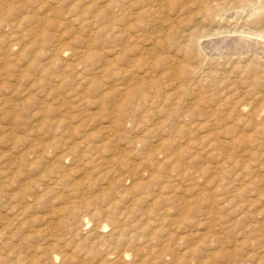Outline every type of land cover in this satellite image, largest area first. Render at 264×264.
Returning a JSON list of instances; mask_svg holds the SVG:
<instances>
[{
    "label": "bare ground",
    "instance_id": "1",
    "mask_svg": "<svg viewBox=\"0 0 264 264\" xmlns=\"http://www.w3.org/2000/svg\"><path fill=\"white\" fill-rule=\"evenodd\" d=\"M49 1L50 0H17V1L16 0H0V55L2 56V57H0L1 58L0 60H2V59L4 60L7 57H9V55L17 53L18 56H15L16 58L17 57L18 58L26 57L25 58V60L27 59L26 63H29L30 66L31 65L39 66V68L37 70H39L40 75L39 74L38 75L40 77L42 75L44 77L45 74L49 75V73L53 72V71H51L52 70L51 68L53 66L57 65L61 61V59L63 58L62 55L64 53V50H63V47L61 45H63L64 43L63 44L61 43V45H59V44L53 45L51 48H50V46H48V48H49L48 50H46L47 49L46 47L42 48L43 43H41L40 36L44 32L42 27L44 26V23L47 21L44 18H43L44 19L43 20L37 16V14L41 10H43L44 8L46 9V5H48ZM73 1H71V2H73ZM51 2H53V1H51ZM65 2L69 3L66 0L63 3L65 4ZM81 2L82 3H80V5L83 4V0ZM89 2L91 4L92 1L89 0ZM63 3H61V4L64 5ZM103 3L105 4L106 2H103ZM74 4H75V2L73 3V5ZM93 4H95V3H93ZM93 4H92V6H93ZM86 5H87V3H86ZM86 5H83L82 7L84 8V6H86ZM133 6L137 9L136 13H133V15H138V17H142V19H141V21L137 20V19L136 20L133 19L135 21L128 23V21H126L127 20L126 18L133 17V16H131V14L127 13V11L129 9L131 10ZM51 7H52V5H51ZM70 7L71 6L69 5V8ZM55 9L52 10L49 7V11H51L50 16L52 15V12L55 11ZM61 9H63V7ZM72 9L74 10V8H72ZM72 9L69 11L66 8V10L68 12H71ZM79 10H82V9L79 8ZM58 11H61V10L58 9ZM123 11H124V13H122ZM79 12L82 13V11H79ZM130 12H132V11H130ZM40 13H43V12H40ZM57 13H59V12H57ZM66 13H65V15H67ZM95 13H96L97 18L100 20H104L106 18H109V24L108 25L106 24L104 26V28H103L104 31H102V33L109 31L108 33L111 35V38H114V39H117V36H119L117 33L115 34V31H114L116 29L115 24L118 23L117 20H119V22H121V20L124 21L123 27L118 28V24L116 27L118 29H121V32L118 31L120 33V35H121V33L123 35V33L125 32L127 34V36L121 35L122 38H120V36H119V38L123 40V43L122 44L120 43L121 46H119V47L117 46V48L113 49V50H119L123 54L124 51H126L129 48V46H131L129 41L133 37L137 36V38H135V40H137V42H138L141 39L142 43L140 41L139 42L141 44H143L142 48L140 47L141 48L140 51H142V49L147 51V53H148V51L152 52V51L159 50V49L164 51V56L158 57L157 60L153 61L152 59H150V57L147 54L146 55L149 58L144 59L145 60L144 68H146V66H149L150 67L149 69L159 68L162 70L158 74V76L156 75L157 79H156V81H154L153 85H148V84L143 82L144 77L148 73V72L146 73L147 69H146V71L143 70V68H142V70H141V68L139 69L140 66L136 63L138 61L136 60V62H133L135 60L134 59L133 61L130 60L131 62H129L126 65V67H124L122 70H121V68L118 69L119 68V66H118V68L114 67V68H117L116 70H113L110 72H105L106 74L109 73L110 77L109 78L107 77L108 79L113 78L112 84H114L113 87L116 88L115 89V91H116L115 98L116 97L117 98L113 99L114 94H113L112 98L109 97L108 94H106L108 97L105 96V98H102L99 96L100 101H101L99 103L106 104V105L109 104V107L112 110V112H114L115 117L119 116L121 114H130V115L132 114L133 116H135L134 114H136V112L148 113L145 110L146 108H144V107L149 106L150 104H152V105L156 104V107H157L156 110H153V111L150 110L149 108L151 106L148 108L150 110V112L154 113V114L164 113L163 115L166 117V119L169 122V125H167L168 124L167 120L166 121L165 120L163 121L162 119L157 120V121L155 120L156 122L154 121L155 123L154 124L152 123L153 126L150 124L153 128H150V127L146 128V125H145V127L143 126L144 128H142L143 130L141 132H139L140 136H137V137L135 136L134 138H131L129 136L127 143L129 145H131L132 147L137 148L136 152H138L139 154H140L142 149H145L142 147L146 146L150 141H153V144L151 145L149 152L147 153L146 156L142 157V159H143V161L148 162L149 166H151V165L156 166V170L154 169L155 172H152L149 175L150 179H148L146 182L134 183V186L131 188V189H133V191L136 189V187H140V189L144 188V190H145V188H147L149 190L148 187L150 185V182H152L153 180H156V181H158L159 179L162 180L161 178L164 177V176H161V175H163V172H162V174H159L158 169H159V165L161 163L163 164L164 161L172 163V165H170V167L171 166L176 167V165L179 166V163L182 164V162H180L181 161L180 159H181V155L184 153V151L182 154H180L179 152H176V151L175 152L171 151V150L168 151L169 149H171V147L168 145V144H170L169 140H167L168 142H165L160 138L159 139H156V138L153 139V135H152L153 131L155 133H160V132L163 133L164 129L166 127H168V128H170L169 131L173 134H176V135L177 134H183V133L186 135L190 134V135H188V138L192 134L191 131L196 130V133L198 131H201V130L207 131L208 134H210V135L212 134V136L214 135V138L209 140L205 144H203V143L199 144L200 148H196L197 152H201V150H203L202 152L205 151V153H204L205 155L202 157L207 158V157H209V154L212 153V151L217 152L216 150H218L220 148L221 151H220V153H218L220 156L218 154L214 153V155H215L214 157H218V159L220 158V162L222 161V164H226V165L229 164V162L231 161V158H230L231 154H230V151L228 152L225 150H228L229 148L231 150H233V148L241 147L243 149V155L248 153L251 156L252 153L250 154V151H251L250 149H252V148L250 147V145L253 144L254 141H258L260 139L261 140L263 139L262 141H258L260 143V144L259 143L258 144L261 146L264 145V41L258 40V39H264V0H107V4L104 7H102L100 10L96 11ZM47 14H48V12H47ZM54 14H56V13H54ZM84 14H85V12H84ZM127 15H128V17H127ZM73 16H75V14ZM83 17H84V15H83ZM60 18H62V17L59 16L58 19H60ZM133 18H135V17H133ZM72 19H75V18H72ZM80 19H83V18H79L77 20H80ZM49 20L50 19H48V22H49ZM87 20L89 21V19H86V21ZM52 21H51V23H52ZM84 21H85V19H84ZM157 21H161L163 24H164V22H166L165 23V24H167L166 27H169V28L174 30L172 36L174 35L173 38H174V40L176 39L175 45L173 44L174 40L172 42L169 40L170 37L168 38L169 41L167 39H165L166 35L164 36L165 40H162V41H159L160 40L159 37H156V36H154V37H156V39H153V41H151L150 39H152L153 36L148 33L149 30H148V32H145V33H148V35L146 34L147 36L142 35L141 31H145V30H142L144 27H147L148 29L152 28V31H155L154 34L158 33L160 29L163 31L162 28H158V27H160V24L155 25ZM48 22L46 23V26L51 25ZM58 22H61V21H58ZM78 22H77V24H78ZM91 22L93 23V20ZM142 22H144L145 26L142 24ZM21 23H24V25H27L29 27V29H27L25 31H30L31 33H33V35L36 36V38H38V40L36 39V44L35 43H29V44L33 45L32 46L33 49L26 47L27 45L26 46L22 45V43L20 42V40H22L21 38H19L20 40L17 43H15V42H10V43L4 42V38H5V36H7V35L4 36L2 34L4 32V30L9 29V31H11V32L13 30V33H15V31H18ZM81 23L83 24V22H81ZM90 23H89L88 27H90V26L93 27L94 25H96L95 21L91 25H90ZM56 24H55V26H56ZM135 24L136 25L142 24L143 28L137 29ZM181 24L188 25V26L181 29ZM53 25H54V22L52 23V26ZM64 25H65V22H64ZM75 25H76V23H75ZM68 26H70V25H68ZM59 27L63 28L64 26L61 27L59 25ZM48 28H50V27L48 26ZM60 28H57V29L60 30ZM126 28H127V30H126ZM147 28H144V29H147ZM164 28H165V25H164ZM85 30H87V29L85 28ZM133 31H134L135 36H131V35H133L132 34ZM47 32L45 33L46 35L48 33H50V31L48 33ZM84 32H86V31H84ZM7 33H8V31H7ZM27 33H29V32H27ZM55 33H56V31L54 33H51V34L53 35ZM63 33H65V32H63ZM83 33L81 32V34H83ZM168 33H170V32L168 31ZM78 34H80V33H78ZM92 34H94V33H92ZM95 34H98V33H95ZM99 34L101 35L100 31H99ZM158 34H157V36H160ZM22 35H24V34H22ZM50 35H48V36H50ZM105 35L106 34H104L103 36H105ZM16 36H15V38H16ZM58 36H59V34L57 35V37ZM66 36H64V38ZM70 36H71V34H70ZM9 37H11V36H9ZM77 37L75 36V38H77ZM94 37L95 36H93V38ZM141 37H143V38H141ZM200 37H202L204 39V40L200 41V43L202 45V49L199 46V38ZM7 38H8V36H7ZM13 38H11V39H13ZM100 38H102V37H100ZM160 38H162V37L160 36ZM166 38H167V36H166ZM41 39L43 40V36L41 37ZM79 39H81V38L79 37ZM98 39H99V37H98ZM59 40H60V38H59ZM70 40H71V38H70ZM70 40H69V44L72 42V41L70 42ZM78 40H74V41H78ZM85 40H86V38H85ZM117 40H116V42H117ZM122 40H120V41H122ZM6 41H7V39H6ZM51 41L49 40V42H51ZM81 41H79V44H81ZM32 42H33V39H32ZM87 42H88V40H87ZM92 42H93V40L91 37L89 44ZM23 43H25V41ZM77 43L78 42H76V45H77ZM94 43L95 42H93V44ZM96 43H98V42H96ZM48 44L50 45V43H48ZM71 44H73V43H71ZM74 44H75V42H74ZM141 44H139V45H141ZM82 45H85V44H82ZM112 45H114V44H112ZM67 46H68V44H67ZM67 46H64V49ZM93 46L91 45L90 47H93ZM173 46H174V50L169 51V49L173 48ZM77 47H79V45H77ZM214 48L215 49L217 48V51L211 53L210 51H212ZM113 50L111 49V51H113ZM144 50H143V53H145ZM87 51H88V53H87ZM172 51H175V52H172ZM90 52L91 51L89 49L87 50V48H85V49L82 48V50H79V52L78 51L76 52L75 61L73 63H70L71 61H69V63L67 62L68 64L66 63L65 65H67V66H65V67H70V68L73 67L72 70L75 69V71L73 73L77 72L76 66L78 64H85V62L88 59H94V57H95L94 54L93 53L91 54ZM92 52H94V51L92 50ZM114 52H111V53H114ZM128 52H131V51L129 50ZM171 52L173 54H170ZM94 53H96V52H94ZM154 53H156V52H154ZM177 53H179V54L181 53V56H182V58L180 57L181 59L177 58V57H179ZM41 54H42V56H45V58H44L45 62H43L42 64H40L39 60H38V57L41 60L40 56H38ZM142 54L140 52L141 56H142ZM152 54L153 53H151V55ZM176 54H177V57H176ZM73 55H72V57H73ZM119 55H121V54H119ZM160 55H162V54L160 53ZM35 57H37V58H35ZM128 57H126V61H124V62H127V60H129ZM136 57H138V56H136ZM68 58H65V59H68ZM96 58L97 57H95V59ZM11 59H13V58H11ZM62 60H64V59H62ZM10 61H8V62H10ZM92 61H94V60H92ZM12 62H14V61H12ZM19 62L20 61H18V64H19ZM124 62H122V64ZM2 63L3 62H1V64ZM4 63L7 64V62H4ZM141 63L139 62V64L142 66L143 62H141ZM29 64H27V65H29ZM90 64L91 63H89V65ZM112 64L114 65V63H112ZM112 64L111 63L109 64V65H111L110 67H113ZM91 65H92L91 67H93V64H91ZM115 65H117V64H115ZM13 66H17V65H14V63H13ZM35 66H34V68H36ZM61 66L62 65H59V67H61ZM78 66H80V65H78ZM82 66L85 67V65H82ZM102 66L105 67L104 65H102ZM23 67L25 68V66H23ZM87 67H88V65H87ZM15 69L16 68H14L13 71ZM25 69H27V68H25ZM30 69H31V67H30ZM62 69H65V68H62ZM84 69H86V68H84ZM96 69H98V68H96ZM101 69L103 70V68H99L98 72L100 71L99 73H104ZM159 69H157V70H159ZM6 70H7V68H6ZM6 70H4V72ZM109 70L110 69H108V71ZM139 70H141V72ZM82 71H83V69H82ZM86 71L88 72V68H87V70H85V72ZM105 71H106V69H105ZM10 72H5V73H10ZM62 72H64V71H62ZM85 72H84V74H85ZM149 72H150V70H149ZM118 74H120L121 77L123 75V77H126V79H127V80L125 79L126 80L125 81V80H123L124 79L123 77L120 78L124 81L123 85H120L119 82H118L119 84L113 83V82H115V78ZM149 74H153V73H149ZM154 74H156V73H154ZM8 75H10V74H7V76ZM39 76H38V79H39ZM52 76H55V75L53 74ZM67 76H70V75H68V72H67ZM80 76H81V74H80ZM95 76H97V75H95ZM49 77H51V76L49 75ZM65 77H66V75H65ZM70 77L72 78V76H70ZM82 77L83 76H81V78ZM149 77H151V76H149ZM59 78H62V77H60V72H59L58 80H59ZM91 78H94V79H91L89 81V84L86 85L88 87H86L85 89L83 88L84 90L82 89V91H83L82 93L85 94V92H86L88 95H90L89 93H94L96 91L99 92L101 90V89L98 90L97 85H95V81H97V80H95V77L93 76ZM97 78H98V76H97ZM99 78H101V76H99ZM54 79L57 80L56 78H54ZM160 79H162L163 81L167 82L168 85H170V90H167L169 92H165L166 89H164L161 86V83H159ZM58 80H57V82H58ZM63 80H64V78L61 81H63ZM69 80H71V79H69ZM69 80H66V81L69 82ZM86 80H87V78L84 79L83 81L86 82ZM117 80H118V78H117ZM117 80H116V82H117ZM6 81L9 82L8 80H6ZM120 82H122V81H120ZM40 83L42 84L43 82H40ZM40 83H38V85ZM63 83H65V82H63ZM81 83H83V82H80V84ZM58 84H59V82H58ZM65 84H67V83H65ZM47 85L49 88V86H50L49 83H47ZM60 85H61V82H60ZM56 86H53L52 88L55 87L54 89H58L59 87L56 88ZM81 86H83V85H81ZM166 88L169 89V87H166ZM75 89L73 88V90H75ZM73 90H72V93L74 92ZM59 91L62 92L61 90H59ZM77 91H79V90H77ZM224 91H225V93H223ZM15 92L16 91H14V93ZM69 92H70V90H69ZM36 94H38V93H36ZM78 94H80V93H78ZM78 94L76 96L78 98H80L81 96L79 97ZM96 94H97V92H96ZM32 96H34V94ZM32 96H31V98H33ZM64 96H65V94H64ZM66 96H67V94H66ZM91 96H89V97H91ZM246 96L249 97V100L246 99ZM27 97L29 98V96H27ZM85 97H88V96H85ZM109 98H110V100L108 102L107 100ZM43 99H45V98H43ZM24 100H26V99H24ZM35 100H36V98L34 97L33 101H35ZM5 101L6 102H3L4 103L3 105H5L6 103H9V102H7L9 100H5ZM61 101L63 102V100H61ZM73 101H75V100H73ZM80 101H79V105H80V103H82ZM146 101H147V104L149 103L148 105H145ZM41 102H39V103H41ZM65 102H66V100H65ZM17 103L15 102L12 104H14V106H15ZM23 103H24V101H23ZM32 103H35V102H32ZM85 103H86V101H85ZM91 103H92V100H91ZM20 104H21V102H20ZM25 104L23 105V108H20L19 105L17 104L18 107L20 108L19 110L24 109ZM27 104H30V103H27ZM87 104L89 105V102H87ZM42 105H44V102L42 103ZM76 105H78V104H76ZM37 106H39V105H37ZM6 107L11 109V110L7 109L8 111H12L13 113L16 112V107L14 108L10 104ZM63 107H66V106H63ZM44 108H46V107H44ZM77 108H79V107L75 108L76 111H77ZM143 108L145 111H143ZM70 109L73 110V108H70ZM82 109H84V108H82ZM24 110H26V109H24ZM37 110H38V108H37ZM63 110L64 109H62V111ZM102 110L105 111V109H102ZM38 111L41 112L42 110L39 109ZM12 112H10V113H12ZM42 112L46 113V111H42ZM65 112L69 113L67 111H65ZM71 112L73 113L74 111H71ZM106 112H108V111H106ZM106 112H105V114H106ZM23 113H24V111H23ZM139 113H137V114H139ZM14 114H16V113H14ZM24 114H26V113H24ZM107 114H109V113H107ZM23 115H22V117H23ZM65 115H63V117ZM103 115H104V113H103ZM141 115H143V114H141ZM72 116H73V114H72ZM157 116L159 117V115H157ZM25 117H23V118L18 117V113L16 116L17 119L18 118L24 119ZM28 117H29V115H28ZM135 117H138V115ZM131 118H132V116H131ZM25 119L27 120V117ZM118 119H120V116ZM138 119H139V117H138ZM28 120H30V119H28ZM134 121H135V119H134ZM134 121H133V123H132V121L131 122L129 121V123L135 124L137 119L135 122ZM173 121H175V122H173ZM57 122L54 123L55 126L57 125ZM67 122H68V120H67ZM109 122H110V120H109ZM28 123H29V121H28ZM127 123H128V121H127ZM21 124H23V123H21ZM110 124L108 126H105V125L102 126L100 132L92 133L94 138H92V137L87 138L86 135L79 134L76 139L74 138L76 142H73V143L69 142V141L55 140L54 128H53L51 133L46 134L47 135L46 138L44 135L39 136V133L31 135L29 137L28 143H26V145H28V146H26V145L23 146L24 153L26 155H29L32 159L31 162H29V164H27V165L24 164V160H23L24 153H22L21 150H19V145L17 144L20 140H22V137H20V138L15 137V139H13V137H11L13 132H11L10 137L13 140L11 141L10 148H8V149H10L9 153H8V150H7V153H8L7 155H6V153H3L4 151H2L0 153V165H3L2 167H0V178H2V177L5 178L4 181L2 182L3 184L0 185V202L6 203V204L5 203L4 204H5V206H7L6 209L8 211V215L11 214V212H12L11 217H7L6 221L3 220L4 222H2L0 225L1 226V229H0V264H57L58 261H59L58 264H70L74 258L71 254L72 252L68 251L69 250L68 247L71 245H73V246L78 245L77 240L74 241L75 238H79V239L85 238L84 230L89 228V226H87V225L90 224V220L93 221V219L89 220V218H88L89 216L80 215V211L83 209H87L89 211V213L86 212V214L88 213L90 216H94V217L96 216L98 219V222L99 221L102 222L101 220H104V222H105L102 225H100L101 223L98 224V222H96V224L94 223V226L91 228V230H89L86 233V234L89 233V235H90V237L87 239V240H89V243H87V244H89V246L86 249L88 252H90V255L98 256L97 264H148V261H146V258H145V257H147L148 254L153 255L152 260L148 256L149 260H151L149 264H152L155 261L157 262V264H159L161 261L164 260V258L166 256H169V254H170L171 258H173L171 261L174 260L176 262V264H209V260L216 259V257H220V258L223 257V258L228 260V261L224 260V262L226 261V263H223V264H238V263H234L235 261L233 262L234 257H235L233 255L235 253H239V252H236L235 251L236 249H233V248L231 249L229 243L233 244V246L235 245V247H237L238 244H240L242 247L243 244L245 245V242L247 243L246 240H247V237L249 236V234L251 235V233H254L255 231L261 230V228L260 229L258 228L259 230H256V229H257V227H259L260 224L262 225V223H259L257 221V219H256V221L254 220L255 222L252 221L251 219L248 220V218H247L248 216H250V217L252 216L253 219L256 218V216L254 215L255 212L251 213L252 215L251 214L249 215L248 213H246V211L251 210L250 207L252 205L253 206L255 205L254 204L256 202L255 198H257V200H258V197L261 198L260 194L262 193V191H260V193L257 195L255 194V197H253L254 199L251 197L252 195L251 196L249 195L250 197L247 196V198L244 196L246 199L243 200V198H244L243 197L241 199V200H243L241 203L237 201V199L240 196H242L244 194L246 195L245 191H247L246 190L247 188H245V187H248L246 185H253L255 180L262 181L261 178H259V175L261 173L255 175L254 172H252L253 167H251V166H253V165L250 164V162H252L251 160L254 159L253 155H252V159L249 155H247V156H249L247 159H244L243 161L234 160L233 164H232V166H235V167L238 165L239 171H243V170L247 171L249 169L250 173L255 175L253 180L249 181V183H247V184L245 183L246 185L245 184L241 185V184H239L240 182H238V184H239L238 186H236L235 184L232 185V182L235 183V181L230 180L231 181L230 184L232 186L226 185L227 189L223 188V189H225V195L223 197V200H224V203L226 204V205L224 204V207L230 208L232 203H234V206H235V204L238 205L239 211L241 208H244V211H243V209H241L243 211V212L241 211L243 213L242 218H243V216H245L246 219H244V220H247L246 221L247 223L246 224H244V223L240 224V222L242 220H240L238 218L236 219L235 217H234L235 221L230 219V218H229L230 220L229 219L227 220V218H226V220H223L222 217L224 215L221 216L222 210L225 209V212H227L226 211L227 209L223 208V205H222L223 202H220L221 199L219 201L218 199H215L216 197L212 198L210 195H207L205 197L204 196L200 197V199L203 198L205 203L206 202L209 203L207 208H205L204 210L201 209L203 205L200 208L199 204L196 205V203H195V205H192L191 207H189V206L186 207V205L182 204V202H181V204L178 207L180 208L179 210H181L183 212V215L181 216L182 224H187V223L188 224H187V226L184 225L185 227H184L183 234H181V235L178 234L176 240L174 241L177 244H180L182 246L181 248L184 249V250H182L183 252H180V249H181L180 248L179 249L180 253L177 255L178 252L177 253L174 252V250H172V248H170L172 246L168 245L170 242L169 243L167 242L168 244L166 243V244H163L161 246H160V244L155 242L156 241L155 239H157V232L158 233H159V231L162 232L165 227H168L167 225L164 226L163 222L165 221V217L167 215H169L168 213H169L170 209H172L173 206L172 207H166L163 205V206H161V208L159 210H157V206L156 207H154V206L164 204V202L168 201V199L163 200L162 202H159L156 204L153 202L155 205L152 206L150 210L143 212L142 214H139V217L137 215V217H135L133 220H130L129 219L130 218V212L129 211L127 213H124V215H123L122 214L123 212L121 210H118V206L120 209L121 205L123 204V202H122V204L120 205V203H121L120 202V200H121L120 195L121 194L118 195L117 194L118 192L116 191L118 189V184H121V183L123 184V182H124L122 174H121V177L117 178L116 180L108 179L109 181L106 182V188H104V189H103V187L97 186V183L99 182V180H97V178H99V177L102 179L108 178V176H107L108 174H113L111 172L113 169L121 170V168H125L128 166L126 164L127 162L124 161L125 157L123 155L124 150L126 148H128L126 145H124V148L118 149L117 154L115 156L111 157L109 155L108 159H105V157L102 158V154L109 152L113 146V143L119 141L122 138H126V136H127L126 132H120V130H119V129H121L122 122L119 123V120H118L115 127L113 126L114 129L110 128L111 127ZM144 124H145V122H144ZM11 125H12V123H11ZM44 125L45 126H47V125L51 126L47 121L44 122ZM117 125L119 126V129H118ZM123 126L126 127L125 125H123ZM138 126H140V125H138ZM148 126H149V124H148ZM140 127H142V126H140ZM6 129H5V131H6ZM132 129L135 130L136 129L135 126ZM66 130H68V129H66ZM246 130H249L251 132L250 136L244 135L245 134L244 132ZM14 132H15V130H14ZM67 133L73 137L75 135V133H70V132H67ZM77 133H78V131L76 132V134ZM225 133L232 134V138L230 139V141H227V139L226 140L225 139H220V140L217 139L219 137L218 135H220V134L223 135ZM7 135H9V134H7ZM7 135H5V136L7 137ZM260 135L262 137H260ZM179 136H178V138H179ZM11 138L9 140H11ZM172 138H174V137L172 136ZM175 138H176V136H175ZM183 138H181V139H183ZM170 142H171V140H170ZM173 142L175 144V141H173ZM182 143H183V141H182ZM178 144H179V142H178ZM196 144H198V143H196ZM79 147H81V150L78 149ZM173 149H175V148H173ZM194 149H195V146H194ZM175 150H177V149H175ZM164 151H166V152H164ZM197 152H193L194 154L188 155L189 157H191V161L195 160L196 158L199 157V156H197L199 154ZM259 153H258V155H259ZM186 154H187V152H186ZM161 155L163 157H160ZM237 155L239 156V154L236 153V156ZM212 156H213V154L210 155V157H212ZM254 156H256V155H254ZM214 157H212V160ZM260 157H262V156H258V159ZM160 158H162V160ZM185 158H186V156H185ZM72 159L76 160V163L74 162V164H79V165H83V167H86V169H83L85 171L87 170V168H89L88 165L85 166V164H90V163L92 164L94 162L93 169H91L90 171H87V173H85V176H83V177H80L78 179H71V177L73 176V171H74L73 167L70 168V166L65 165V163H68V160L71 161ZM187 159H189V158L187 157ZM258 159H256L255 162L258 161ZM215 160H217V159H215ZM165 162H164V164H166ZM262 162H264V161H262ZM173 163H176V165H173ZM216 163H218V161ZM39 164H42L44 166L45 170L39 175V177L33 183H31L30 185H26V183H23L20 181V179L24 175L22 173L23 165L28 167V171H31V170H35ZM164 164L162 166H164ZM188 164H190V163H188ZM212 164H214V163H212ZM76 166H78V165H76ZM76 166H75V168H76ZM215 166L208 168V170L204 167H202V168L200 167V169H199V167H197L196 170L194 168V172L191 171L192 169L190 171L188 170L189 172H193V173H190L188 175H186L187 174L186 172H182V171H185L187 168L186 169L184 167L181 168L182 166H180L179 172L176 173L177 169L173 170L174 168L171 167L172 170H169L167 173L164 172V175L168 180L167 182H169L171 180V178H173L175 180L178 177H180V180H182L183 178H185V176H189L191 181L192 180L197 181V179H200V178H202V180L205 178L207 180H209V179L213 180L214 179V181L215 180L221 181L224 178L228 177L227 175L230 172L227 171L228 173L226 172L227 174H226V176H224L225 174L223 173L224 171L222 170V167L220 166L221 168H219V167H215ZM259 166H262V165H259ZM262 167H260V168H262ZM94 168H95V170H94ZM226 168L228 169V165ZM232 168H230V170L229 169L228 170L231 171ZM108 169H111V170L107 171ZM141 169H140V171H141ZM162 169H163V167L161 168V170ZM76 170H78V169L76 168ZM81 170L82 169L80 168V171ZM96 170L98 171L97 172L98 176L96 175V177H95V175H93V173H94L93 171H96ZM167 170H168V168H167ZM80 171H79V173H80ZM143 171L146 173L145 170H143ZM258 171H261V170L258 169ZM109 172H111V173H109ZM180 172H182V173H180ZM231 172H233V171H231ZM75 173H78V171H76ZM115 173H118V172H115ZM141 173H143V172H141ZM174 173H176V174H174ZM236 173H235V176H237V174H238V173L237 174ZM243 173H245V172H243ZM147 174H149V173H147ZM119 176H120V174L118 175V177ZM246 176H247V173H246ZM131 177H133V176H131ZM69 178L71 179V182L67 183L66 180H68ZM112 178H113V176H112ZM187 178L185 180H187ZM244 178L243 179L241 178L242 180L240 179L239 181L243 182ZM232 179H233V177H232ZM246 179H247V177H246ZM178 180H179V178H178ZM207 180H204V183H205V181L207 182ZM100 181H102V180H100ZM182 181H184V180H182ZM225 181H227V180H225ZM103 182H104V180H103ZM184 182H187V181H184ZM209 182L212 183L211 181H209ZM197 183H195V184H197ZM263 183H261V184L263 185ZM168 184H170V183H168ZM183 184L184 183H182V185ZM213 184H214V182H213ZM225 184H228V183H225ZM176 185H177V183H176ZM259 185H260V182H259ZM95 186L97 189L95 188ZM116 186H117V189L115 188ZM157 186H159V185H157ZM183 186H185V185H183ZM124 187H125V185H124ZM177 187H178V185H177ZM189 187H191V186H189ZM198 187L197 188L200 189V186H198ZM209 187H207V188H209ZM6 188H7L8 192L5 190ZM121 188H123V187H121ZM168 188H170V187H168ZM185 188L187 191V187H185ZM203 188H205V187H202V189ZM220 188H222V187H220ZM255 188H256V186H255ZM50 189H53V190L59 189L60 191L66 190L69 197H71V198L68 197L69 199L66 201L67 207L65 206L66 208H65L64 215L63 216L61 215L62 218L66 219V221H60L59 219H57L55 221H52L54 219L50 220V222H52V225H54L53 226L54 231H52L51 233L48 232L49 234H46L41 239L43 241L41 243V245L37 244V243L35 244V242H34V241L38 240V238L36 239V236L38 237V234H41V233L34 234L31 232L28 235L26 234L27 236L24 239H21L24 241V244L21 246V249H23V251L7 248L8 244H10V242L14 238V236L12 235V232H15L14 234H19V233H16V231H13L14 228L12 226L22 223L21 219H23L24 217L26 218L27 217V216H25L26 213L28 212L27 213V215H28L30 212L28 210L31 208L33 209V207L41 201L42 197L47 196L46 194H48L50 192ZM93 189L94 190L96 189V190L94 191ZM170 189H166L167 193ZM223 189H220V191ZM251 189H250V191H252ZM91 190H93L94 193L91 194ZM173 190H175V189L173 188ZM208 190L210 191V189H208ZM261 190H262V188H261ZM162 191H163V189H162ZM186 191L184 190L183 192H186ZM211 191H210V194H211ZM250 191H247V192H250ZM152 192H154V191L152 190ZM188 192H189V190H188ZM62 193H64V192H62ZM62 193H61V196L64 195V194L62 195ZM141 193L143 194V192H141ZM175 193H177V192H175ZM54 194L56 195L57 193H54ZM146 194L147 193H145V195ZM190 194H191V192H190ZM195 194H197V193H194V195ZM199 194L201 195V191ZM228 194H230V196ZM52 195H51V198H52ZM174 195L176 196V194H174ZM146 196H148V195H146ZM146 196H144V197H146ZM263 196L264 195H262V197ZM162 197H164V196L162 195ZM179 197H181V196H179ZM179 197H177V198L179 199ZM183 197H181V198H183ZM191 197H193V196H191ZM198 197H199V195H198ZM57 198L59 199L60 196ZM219 198H221V197H219ZM47 199H48V197H47ZM63 199H65V198H63ZM134 200H132V201H134ZM141 200L137 201V202L135 200V202L136 203L139 202V204H140ZM261 200H263V199H261ZM190 201H192V200H190ZM43 202H45V200ZM145 202H142V203L145 204ZM201 202L198 201V203L202 204ZM28 203H30V204H28ZM48 203H46V204H48ZM127 203L129 204V202H127ZM174 203H175V201H174ZM219 203L221 204V206L218 208ZM52 204H53V202H52ZM128 204H126V206H128ZM39 205H37V207ZM55 205H56V203H55ZM134 205L136 207L137 204H135L134 202L130 203L131 207ZM234 206H232V207H234ZM261 206H262V203H261ZM50 207H52V206H50ZM56 208H57V206H56ZM56 208H53L54 211ZM154 208L157 211H155V212L152 211V210H154ZM221 208H223V209L220 210ZM138 209H139V207H138ZM234 209H236V208H234ZM245 209H247V210L245 211ZM254 209H256V208L254 207ZM126 210H128V209H126ZM140 210H141V208H140ZM146 210H147V208H146ZM261 210H262V208H261ZM132 211H133V209H132ZM135 211L136 210H134L133 212H135ZM151 211L153 212L154 216H156V219L153 218L154 216L151 218V215H150ZM220 211H221V213H220ZM233 211H235V210H233ZM233 211H232V213H233ZM53 212H52V214H53ZM138 212H140V211H138ZM259 212H256V215ZM58 213H59V211L57 212V214ZM238 213H240V212H238ZM49 214L51 215V213H49ZM131 214H133V213H131ZM136 214H138V213H136ZM234 214L235 213H233L232 215H234ZM229 215H230V213H229ZM260 215L262 216V214H260ZM172 216H173V214H172ZM173 217H171V218H173ZM257 217H258V215H257ZM29 218H32V217H29ZM91 218H93V217H91ZM127 219L130 221L127 222ZM23 220H26V219H23ZM157 221H159V222H157ZM156 222L158 223L157 226H156ZM165 223H166V221H165ZM180 223H181V221H180ZM182 224H180V225H182ZM47 225H48V223H47ZM49 225H50V223H49ZM176 225H177V227L175 229H177V230H175V229L174 230H175V232L177 231V233H178V230H180L181 226H179L178 224H175V226ZM23 226L25 228V225H23ZM22 227L20 229H22ZM39 227H41V226H39ZM49 227H51V225ZM262 227H263V225H262ZM172 228H174V226ZM231 228L232 229L233 228L238 229V230H236L237 232L232 231V234H234L235 236H240V239H241V237H244V239H242L241 242H240V239L237 240L239 237L237 239H234V240L232 239L233 241H231V240H229L230 238H228L229 236H225L226 234H225L224 230H228V229L230 230ZM37 229L38 228H36V230ZM167 231H168V229H167ZM262 232H264V231L262 230ZM22 233H23V231H22ZM164 233H165V231H164ZM170 234L171 233L165 234V236L166 235L169 236ZM23 235L24 234H22V235L20 234V236H23ZM171 236L172 235H170V237ZM258 237H261V236L259 235ZM31 238H32V240H31ZM227 238H228V240H227ZM261 238H259V239L261 240ZM256 239H258V238H256ZM26 241L27 242L33 241L34 244L30 243V242L26 243ZM249 241H250V239H249ZM263 241H264V238H263ZM19 242H20V240H19ZM154 242L156 244H158L160 247H158V246L154 247V245H155ZM263 243H262V246H264ZM256 244H258V243H256ZM256 244H254L255 248H256ZM82 246L84 248L86 246V243H85V245L83 243ZM173 246H175V244ZM176 246H179V245H176ZM248 246H252V245H248ZM259 246L262 247L261 245H258V247ZM13 247H14V245H13ZM16 247H17V245H16ZM72 248H74V247H72ZM169 248H170V250H169ZM242 248H244V247H242ZM250 248H252V247H250ZM86 249H85V251H86ZM2 250L6 251V252H3ZM219 250L224 251L223 253H221L220 256H219V252H218ZM244 250H243V252H244ZM145 251H146L147 255H145V256L142 255L141 257H140V255H137V254H141V253L143 254V252H145ZM249 251L247 252V254L252 256L251 252L252 251L254 252V250L252 249ZM22 252H24V254H21ZM129 252H131V254ZM258 253H260V252L258 251ZM262 254H264V251ZM130 255L132 258H130ZM242 255H245V254H242ZM249 255H248V258H249ZM238 257H240V254ZM235 258L237 259V257H235ZM251 258H252L251 260H254L253 257H251ZM91 259H89L88 261L90 262ZM126 259L127 260L129 259V262L125 263ZM242 259L244 261V257ZM239 260H241V259H239ZM74 261H76V258L73 260V262ZM79 261H80V263H83V260L81 261V259H80ZM169 261H170V259H169ZM217 261L220 262L219 259ZM243 261L241 260V262H243ZM255 261H256V259H255ZM260 262L258 261V264ZM213 263H214V261H213ZM78 264H79V262H78ZM92 264H93V262H92ZM167 264H168V262H167ZM242 264H244V262Z\"/></svg>",
    "mask_w": 264,
    "mask_h": 264
},
{
    "label": "rangeland",
    "instance_id": "2",
    "mask_svg": "<svg viewBox=\"0 0 264 264\" xmlns=\"http://www.w3.org/2000/svg\"><path fill=\"white\" fill-rule=\"evenodd\" d=\"M17 1V0H16ZM51 1H53V2H51ZM62 1V2H61ZM65 0H50L49 2H48V5H46V9L44 8L43 10H41L40 12H43V13H38L37 14V16L39 17V18H41V19H45L47 22H48V19H50L51 21H52V23L54 22V25L52 26V23H51V21L49 20V24H51V25H47L46 26V23L47 22H45L44 23V26L42 27L43 28V34L40 36V40H41V43H43V46H42V48H47L46 50H48L49 48H48V46H50V48L53 46V45H61V43L63 44V45H61L62 47H63V50H64V53H63V55H62V59H64V60H62L61 59V61L57 64V65H55V66H53L51 69V71H53L52 73H49V75L51 76V77H49V75H47V74H45L44 75V77H43V75L40 77L39 75H40V73H39V70H37L38 68H39V66H35V65H31L30 66V64L29 63H26L27 62V59L25 60V58L26 57H24V58H22V57H20V58H16L15 56H18L17 55V53H14V54H11V55H9V57H7L6 59H2V60H0V153L2 152V151H4L3 153H6V155L9 153V150L10 149H8V148H10V144H11V141L13 140V139H15V137L16 138H20V137H22V140H20L17 144L19 145V150H21V152L22 153H24V148H23V146L24 145H26V143H28V140H29V137L31 136V135H34V134H37V133H39V136H45V138H46V134L47 133H51L52 132V130H53V128H54V138H55V140H61V141H69V142H76L75 141V139L78 137V135L79 134H84V135H86V137L88 138V137H92V138H94L93 137V135H92V133H97V132H100L101 131V127L102 126H108L110 123V125H111V127L110 128H113L114 129V127H115V125H116V123H117V121L119 120V123L120 122H122V124H121V129H119V126L117 125V127H118V129L120 130V132H126L127 133V136H126V138H122V139H120L119 141H117V142H115V143H113V146H112V148L110 149V151L109 152H107V153H105V154H102V158H104L105 157V159H108V157H109V155L112 157V156H115L116 154H117V150L118 149H120V148H124V145H126L128 148H126L125 150H124V153H123V155H124V161H126L127 163V167H125V168H121V170H115V169H113L111 172L113 173V174H108L107 176H108V178H97V180H99V182L97 183V186H100V187H103V189L104 188H106V182H108L109 180L108 179H112V180H116L117 178H120L121 177V174H122V176H123V180H124V182H123V184L121 183V184H118V189H117V186L115 187L117 190V194L118 195H120V205L122 204V202H123V206L121 205V207H120V209H119V206H118V210H121L122 212V214L124 215V213H127L128 211L130 212V220H133L135 217H137V215H138V217H139V214H142L143 212H146V211H148V210H150L151 209V207L152 206H154L156 203H159V202H162L163 200H166V199H168V201H166V202H164V204H161V205H155L154 207H156L157 206V210H159L160 208H161V206H166V207H172V209H170V211H169V215H167L166 217H165V221H166V223H165V221L163 222L164 224V226L165 225H167L168 227H165L164 228V230L161 232V231H159V233L157 232V239H155L156 241V243H158V244H160V246L161 245H163V244H166L167 242L169 243H167L169 246H172V247H170V248H172V250H174V252H178L177 253V255L180 253V252H183L182 250H184L183 248H181L182 246L180 245V244H177L176 242H174L175 240H176V238H177V235L179 234V235H181V234H183V231H184V227L185 226H187V224H182V218H181V216L183 215V212L181 211V210H179L180 208L178 207L180 204H181V202H182V204H185L186 205V207H191L192 205H195V203H196V205H198L199 204V207L201 208V206H202V208L201 209H205V208H207V206L209 205V203L208 202H206L205 203V201L203 200V198L202 199H200V197H202V196H207V195H210L212 198L213 197H216L215 199H218L219 201H220V199H221V201L220 202H223L222 203V205H223V208H226L227 210V212H225V209L224 210H222L223 208H221L220 210H222V213H221V211H220V213H221V216L222 215H224L223 217H222V219L223 220H226V218H227V220L230 218V219H232V220H234L235 221V218L237 219H240V220H242L241 222H240V224H242V223H244V224H246L247 222V220H244V219H246V217L245 216H243V218H242V215H243V211H244V208H241V209H243V211L240 209V211H239V208H238V205H236L235 204V206H234V203H232V205L230 206V208H228V207H224V200H223V197H224V195H225V189H227L226 188V185H231L230 183H231V181L230 180H234L235 181V183L234 182H232V185L233 184H235L236 186H238L239 184H247V183H249V181H251V180H253V178H254V176L255 175H257V174H260L259 175V178H261V180L262 181H257V180H255L254 181V184L253 185H246V186H248V187H245V188H247L246 190L247 191H250V189L252 190V191H250V192H247V191H245V193H246V195L244 194V195H242V196H240L238 199H237V201L238 202H242L244 199H246L247 198V196H251L252 198L253 197H255V194L257 195V194H259L260 193V191H262V193L260 194V197L261 198H259L258 197V200H257V198H255V205L253 206H251L250 208H251V210H248V211H246L247 209H245V211H246V213H248L249 215L251 214V213H254V215L256 216V218L255 219H253L252 218V216L250 217V216H248L247 218H248V220L249 219H251L252 221H256V219H257V221L259 222V223H262V225H263V227H262V225L260 224L259 225V227H257V229L256 230H259L260 228H261V230H259V231H255L254 233H251V235L249 234V236L247 237V243L245 242V245L243 244L242 245V247H244V248H242L241 247V245L240 244H238V246L237 247H235V245L233 246V244H231V243H229L230 244V248L232 249H236L235 251L236 252H239V253H235L233 256H235V257H237V259L234 257V260H233V262L234 263H238V264H242L243 262H244V264H258V261L260 262L259 264H264V254H262L263 253V251H264V246H262V243L264 242L263 241V236H264V232H262V230L264 231V196L262 197V195H264V162H262V161H264V145H259L260 143L258 142V141H262L261 139L260 140H258V141H254L253 142V144H251L250 145V147L252 148V149H250L251 151H250V154H251V156L248 154V153H246V154H244L243 155V149L241 148V147H237V148H233V150L235 151H233V150H231L230 148L228 149V150H225V151H230V158H231V161L229 162V164H227L228 165V169L230 170V168H232L231 169V171H233V172H231V171H229L226 167H227V165L226 164H222V161L220 162V158L218 159V157H214L215 155H214V153H216V154H218V153H220V148L218 149V150H216L217 152H213L212 151V153L211 154H213V156L212 157H214L213 158V160H212V157H210V155L211 154H209V157H207V158H205V157H202V156H204L205 154V151L204 152H202L203 150H201V152H197V150H196V148H200V146H199V144H201V143H203V144H205V143H207L209 140H211V139H213L214 138V135L212 136V134L210 135V134H208L207 133V131H203V130H201V131H198L197 133H196V130L195 131H191V136L188 138V135H190V134H173V133H171L170 131H169V129L170 128H168V127H166L165 129H164V131H163V133L162 132H160V133H155L154 131L152 132V135H153V139H162L163 141H165V142H168L167 140H169V143L170 144H168L170 147H171V149H169L168 151H176V152H179L180 154H182L183 153V151H184V153L181 155V161L180 162H182V164H180L179 163V166H177L176 165V163H173V165H176V167L175 166H171L172 168H174L173 170H176V173H178L179 172V168H180V166H182L181 168H187L186 170L188 171H190L191 169V171H193L194 172V168H195V170L197 169V167H199V169H200V167L202 168V167H204V168H206L207 170H208V168H211V167H213V166H215V167H219V168H221L222 167V170L224 171L223 173L225 174L224 176H226V174L228 173V172H230V173H228V177H226V178H224L225 180H227V181H225L224 179L223 180H221V181H214V179L212 180H207V179H205L204 177V179L202 180V178H200V179H197V181L196 180H190V178H189V176H185V178H183L182 180H184V181H187V182H184V181H182V180H180V177H178L179 178V180H178V178L177 179H173V178H171V180L173 181H169V182H167L168 180H167V178L165 177V175H164V172H168L169 170H172V168L170 167V165H172V163H170V162H165L166 164H164V162H163V164H164V166H162L163 164L161 163L160 165H159V174H162V172H163V175H161V176H164L163 178H161L162 180H158V181H156V180H153L152 182H150V185H149V190L147 189V188H145V190H144V188H142V189H140V187H136V191L134 190L133 191V189H131L133 186H134V183H142V182H146L148 179H150V173H152V172H155V170H156V166L154 165H151V166H149L148 165V162H145V161H143V159H142V157H144V156H146L147 155V153L149 152V149L151 148V145L153 144V141H150L146 146H144V147H142V148H145V149H142L141 150V152H140V154L138 153V152H136V149L137 148H134V147H132L131 145H129L128 143H127V140L129 139V136L131 137V138H134L135 136L137 137V136H140L139 134V132H141L143 129L142 128H144L145 127V125H146V128L147 127H150V128H153L152 126V123L154 124L157 120H167L166 119V117L163 115L164 113H158V114H154V113H151L150 112V110H156V104H150L149 106H146V107H144V108H146L145 110L148 112V113H139V112H136V114H134L135 116H137L138 115V117H139V119H138V117H135V116H133L132 114L130 115V114H121V115H119L120 116V119H118L119 118V116H116L115 117V115H114V112H112V110L110 109V107H109V104H102V103H99V102H101L100 101V98H99V96L100 97H102V98H105V96H107L106 94H108V96L109 97H113V94H114V97H113V99H116L115 98V96H116V91H115V87H113V85L114 84H112V80H113V78H111V79H108L110 76H109V73L108 74H106L105 72H110V71H113V70H116L117 68H118V66H119V68L118 69H120L121 68V70L124 68V67H126V65L129 63V62H131V61H133L134 59V61L133 62H136V60L138 61V62H136L140 67H139V69L141 68V70H142V68H143V70H145L146 71V69H147V71H146V76L144 77V83H146V84H148V85H153L154 84V81H156V79H157V76H158V74L162 71L161 69H159V68H156V69H149L150 67L149 66H146V68H144V62H145V58H149L150 57V59H152L153 61L154 60H157L158 59V57H163L164 56V51L163 50H161V49H159V50H155V51H152V52H149L148 51V53H147V51H145L144 49H142V51H140L141 50V48H142V46H143V44H141L142 42H141V39L137 42V40H135V38H137V36H135L134 35V31H133V35H131V36H135V37H133L130 41H129V43L131 44V46H129V48L126 50V51H124V53L122 54L119 50H113V49H116L117 48V46L119 47V46H121V44L123 43V40L122 39H120V38H122L121 37V35H122V33H121V35H120V33L118 32V31H120L121 32V29H118V28H120V27H123V25H124V21L123 20H121V22H119V20H117L118 21V23H116L115 24V28L117 29H115L114 31H115V34L117 33L119 36H120V38H119V36H117V39H114V38H111V35L108 33L109 31H106V32H103L102 33V31H104L103 30V28H104V26L107 24H109V18H106V19H104V20H100V19H98L97 18V16H96V11H98V10H100L102 7H104L106 4H107V0H90V1H92L91 2V4H90V2H89V0L87 1V0H83V4H81L80 5V3H82L80 0H71V1H73V2H71L70 0H66V1H68L69 3H67V2H65V4L63 3ZM80 1V2H79ZM19 2V1H18ZM71 2V3H70ZM75 2V4L73 5V3ZM79 4H78V3ZM103 2H106L105 4L103 3ZM61 3H63L64 5H62ZM86 3H87V5H86ZM93 3H97L96 5L95 4H93ZM99 3V4H98ZM30 4V3H29ZM50 4V5H49ZM68 4V5H67ZM89 4V5H88ZM92 4H93V6H92ZM51 5H52V7H51ZM57 5V6H56ZM69 5L71 6L70 8H69ZM76 5V6H75ZM80 5V6H79ZM83 5H86V6H84V8L82 7ZM128 5V4H127ZM88 6V7H87ZM49 7L53 10V9H55V11H53L52 12V15L50 16V14H51V11H49ZM55 7V8H54ZM63 7V9H61ZM86 7V8H85ZM66 8H67V10H71L72 8H74V10L72 9V11L71 12H68L67 10H66ZM69 8V9H68ZM78 8V9H77ZM79 8H81L82 10H79ZM58 9L59 10H61V11H58ZM85 9V10H84ZM108 9V8H107ZM128 10V9H127ZM75 11V12H74ZM77 11V12H76ZM79 11H82V13L81 12H79ZM130 11H132V12H130ZM136 11H137V9L133 6L132 7V9L130 10H128L127 11V13H129V14H131V16H133V17H135V18H133V17H128V15H127V17L128 18H126L127 20L126 21H128V23L129 22H133V21H135L136 19L137 20H140L141 21V19H142V17H138V15H133V13H136ZM47 12H48V14H47ZM57 12H59V13H57ZM67 12V13H66ZM84 12H85V14H84ZM119 12V11H118ZM54 13H56V14H54ZM62 13V14H61ZM65 13L67 14V15H65ZM75 14V16H73L74 14ZM122 13H124V11L122 12ZM60 14V15H59ZM81 16H80V15ZM40 15V16H39ZM42 15V16H41ZM44 15V16H43ZM72 15V16H71ZM83 15H84V17H83ZM86 15V16H85ZM36 16V17H37ZM59 16L60 17H62V18H60V19H58L59 18ZM68 16V17H67ZM71 16V17H70ZM89 16V17H88ZM108 16V15H107ZM120 16V15H119ZM46 17V18H45ZM57 17V18H56ZM77 17V18H76ZM67 18V19H66ZM71 18V19H70ZM72 18H75V19H72ZM79 18H83V19H80V20H77V19H79ZM43 19V20H44ZM84 19H85V21H84ZM86 19H89V21L87 20L86 21ZM133 19H135V20H133ZM66 20V21H65ZM82 20V21H81ZM93 20V23H94V21H95V24L96 25H94L93 27H88V25H89V23L91 22V21ZM58 21H61V22H57ZM75 21V22H74ZM79 21V22H78ZM83 22V24L81 23V22ZM58 24H56V23ZM64 22H65V25H64ZM70 22V23H69ZM77 22H78V24H77ZM63 23V24H62ZM72 23V24H71ZM75 23H76V25H75ZM92 22L90 23V25L91 24H93ZM121 23V24H120ZM123 23V24H122ZM161 21H157L156 22V24L155 25H157V24H160V27H158V28H162L163 29V31L160 29L159 30V34L158 33H155L154 34V32L155 31H152V28H150V29H148L147 27H144V28H147V29H144L143 28V25H144V22H142V26L140 27L139 25H136L135 24V26L137 27V29H139V28H143L142 30H145V31H141L142 32V35L144 36V35H148V33L149 34H151L152 36H153V38L152 39H150L151 41H153V39H156V37H159V41H162V40H165V39H167L168 40V38H169V40L172 42L173 40H174V35L172 36V34H173V29H171V28H169V27H166L167 26V24H165L166 22H164V24L162 23ZM55 24H56V26H55ZM86 24V25H85ZM117 24H118V28L116 27L117 26ZM171 24V23H170ZM59 25L61 26V27H63V28H60L59 27ZM68 25H70V26H68ZM72 25V26H71ZM74 25V26H73ZM83 25V26H82ZM103 25V26H102ZM122 25V26H121ZM164 25H165V28H164ZM48 26L50 27V28H48ZM80 26V27H79ZM145 26V25H144ZM186 26H188V25H183V24H181V29L182 28H185ZM46 27V28H45ZM56 27V28H55ZM70 27V28H69ZM75 27V28H74ZM79 27V28H78ZM88 27V28H87ZM101 27V28H100ZM52 28V29H51ZM57 28H60V30H58ZM84 30H83V29ZM85 28L87 29V30H85ZM90 28V29H89ZM99 28V29H98ZM167 28V29H166ZM21 29V30H20ZM23 29V30H22ZM27 29H29V27L27 26V25H24V23H21V25H20V27H19V29H18V31H15V33H13V30H12V32L11 31H9V29H5L4 30V32L2 33L4 36L5 35H7L8 36V38H7V36H5V38H4V42H6V43H10V42H15V43H17L20 39L19 38H21L22 40H20V42L22 43V45H24V46H26V47H28V48H30V49H33V45H31V44H29V43H35L36 44V39L38 40V38H36V36L35 35H33V33H31L30 31H25V30H27ZM47 29V30H46ZM65 29V30H64ZM74 29V30H73ZM136 29V28H135ZM136 29V30H137ZM172 31H171V30ZM8 31V33H7V31ZM21 32H20V31ZM79 30V31H78ZM82 30V31H81ZM100 31V33H101V35L99 34V31ZM126 30H127V28H126ZM135 30V31H136ZM148 30H149V32H148ZM48 31H50V33H48L47 35L45 34L46 32ZM56 31V33L55 34H51V33H54ZM65 32V33H63V32ZM83 33L84 31H86V32H84L83 34H81V32ZM97 31V32H96ZM168 31L170 32V33H168ZM27 32H29V33H27ZM77 32V33H76ZM145 32H148V33H145ZM153 32V33H152ZM163 32V33H162ZM7 33V34H6ZM27 33V34H26ZM71 34V36H70V34ZM78 33H80V34H78ZM92 33H94V34H92ZM95 33H98V34H95ZM19 34V35H18ZM22 34H24V35H22ZM29 34V35H28ZM45 34V35H44ZM51 34V35H50ZM59 34V36L57 37V35ZM77 34V35H76ZM91 34V35H90ZM104 34H106L105 36H103ZM157 34L158 35H160L162 38H160V36H157ZM164 34V35H163ZM169 34V35H168ZM16 36V38H15V36ZM48 35H50V36H48ZM62 35V36H61ZM67 35V36H66ZM100 35V36H99ZM146 35V36H147ZM167 36V38H166V36ZM9 36H11V37H9ZM26 36V37H25ZM43 36V40L41 39V37ZM48 36V37H47ZM64 36H66L65 38H64ZM75 36L77 37V38H75ZM92 37V40H93V42H95L94 44H93V42L92 43H90L93 47H90L91 45L89 44V42H90V40H91V37ZM93 36H95L94 38H93ZM122 36H127V34L124 32L123 33V35ZM154 36H156V37H154ZM164 36H165V39H164ZM14 37V38H13ZM56 37V38H55ZM79 37L81 38V39H79ZM98 37H99V39H98ZM100 37H102V38H100ZM11 38H13V39H11ZM59 38H60V40H59ZM70 38H71V40H70ZM85 38H86V40H85ZM90 40H89V39ZM141 38H143V37H141ZM6 39H7V41H6ZM32 39H33V42H32ZM79 39V40H78ZM95 39V40H94ZM258 39V38H257ZM46 42H45V41ZM49 40L51 41V42H49ZM69 40H70V42L71 43H73V44H69ZM74 40H78V41H74ZM82 40V41H81ZM87 40H88V42H87ZM98 40V41H97ZM116 40H117V42H116ZM120 40H122V41H120ZM168 40V41H169ZM201 40H204L202 37H200L199 38V46L201 47V49H202V45H201V43H200V41ZM258 40H261V41H264V39H258ZM25 41V43H23ZM35 41V42H34ZM79 41H81V44H79ZM175 41H176V39L173 41L174 43V45L176 44L175 43ZM46 44H45V43ZM50 43V45L48 44V43ZM56 42V43H55ZM74 42H75V44H74ZM76 42H78L77 43V45H79V47H77V45H76ZM96 42H98V43H96ZM103 42V43H102ZM113 42V43H112ZM136 44H135V43ZM109 43V44H108ZM121 43V44H120ZM67 44H68V46H67ZM82 44H85V45H82ZM96 44V45H95ZM112 44H114V45H112ZM135 44V45H134ZM139 44H141V45H139ZM31 45V46H30ZM47 45V46H46ZM90 45V46H89ZM110 45V46H109ZM64 46H67V47H65V49H64ZM71 46V47H70ZM89 46V47H88ZM74 49H73V48ZM137 47V48H136ZM141 47V48H140ZM69 48V49H68ZM82 48L83 49H85V48H87V50L89 49L91 52V54L93 53L94 54V56L95 57H97L96 59H95V57H94V59H88L86 62H85V64H78V65H80V66H76V71L77 72H75V73H73L74 71H75V69L74 70H72V68H70V67H65V66H67V65H65L67 62L69 63V61H71L70 63H73L74 61H75V54H76V52L78 51L79 52V50H82ZM97 48V49H96ZM68 49V50H67ZM111 49L113 50V51H111ZM136 51H135V50ZM92 50L94 51V52H96V53H94V52H92ZM110 50V51H109ZM131 51V52H128V51ZM134 50V51H133ZM143 50H144V52L145 53H143ZM171 50H174V46H173V48H170L169 49V51H171ZM86 51V50H85ZM98 51V52H97ZM116 53H115V52ZM133 51V52H132ZM215 51H217V48L215 49H213L212 51H210L211 53H213V52H215ZM18 52V51H17ZM75 52V53H74ZM111 52H114V53H111ZM140 52H141V54H142V56L140 55ZM154 52H158L157 54L156 53H154ZM162 54V55H160V53ZM172 52H175V51H172ZM170 53V54H173V53ZM87 53H88V51H87ZM126 53V54H125ZM128 53V54H127ZM132 53V54H131ZM150 53V54H149ZM151 53H153L152 55H151ZM19 54V53H18ZM70 54V55H69ZM74 54V55H73ZM114 56H113V55ZM119 54H121V55H119ZM130 54V55H129ZM149 56V57H147V55ZM156 54V55H155ZM177 54H178V56L179 57H177ZM176 54V57L177 58H179V59H181L182 58V56H181V53L179 54V53H177ZM44 55V54H43ZM72 55H73V57H72ZM97 55V56H96ZM99 55V56H98ZM128 57L129 58V60H127V62H124V61H126V57ZM138 56V57H136V56ZM145 55V56H144ZM38 56H40V58H41V60L39 59V57ZM37 57H38V60H39V63L40 64H42L43 62H45V60H44V58H45V56H42V54L41 55H38ZM42 56V57H41ZM141 56V57H140ZM0 57H2L1 55H0ZM37 57H35V58H37ZM69 57V58H68ZM72 57V58H71ZM136 57V58H135ZM181 57V58H180ZM11 58H13V59H11ZM16 60H15V59ZM65 58H68V59H65ZM125 58V59H124ZM131 58V59H130ZM133 58V59H132ZM143 58V59H142ZM1 59V58H0ZM20 59V60H19ZM11 60V61H10ZM20 61L19 62V64H18V61ZM25 60V61H24ZM43 60V61H42ZM92 60H94V61H92ZM96 60V61H95ZM131 60V61H130ZM8 61H10V62H8ZM12 61H14V62H12ZM17 61V62H16ZM24 61V62H23ZM1 62H3L2 64H1ZM4 62H7V64L6 63H4ZM64 62V63H63ZM91 63V64H93V67H91L92 65L90 64L89 65V63ZM94 62V63H93ZM122 62H124L123 64H122ZM139 62L141 63V62H143V65L141 66L140 64H139ZM12 63V64H11ZM13 63H14V65H17V66H13ZM67 63V64H68ZM97 63V64H96ZM112 64V63H114V65H113V67H110L111 65H109V64ZM120 63V64H119ZM27 64H29V65H27ZM96 64V65H95ZM99 64V65H98ZM115 64H117V65H115ZM142 64V63H141ZM59 65H62L61 67H59ZM82 65H85V67H83ZM87 65H88V67H87ZM95 65V66H94ZM102 65H104L105 67H103ZM3 66V67H2ZM23 66H25V68H27V69H25ZM27 66V67H26ZM34 66L36 67V68H34ZM102 66V67H101ZM108 66V67H107ZM5 67V68H4ZM30 67H31V69H30ZM114 67H117V68H114ZM6 68H7V70H6ZM14 68H16L14 71H13V69ZM59 68V69H58ZM62 68H65V69H62ZM84 68H86V69H84ZM87 68H88V72L86 73L85 72V70H87ZM96 68H98V69H96ZM99 68H103V72L105 73H99L98 72V70H99ZM35 69V70H34ZM68 69V70H67ZM82 69H83V71H82ZM97 71H96V70ZM105 69H106V71H105ZM108 69H110L109 71H108ZM157 69H159V70H157ZM4 70H6L5 72H10L11 70V72L10 73H5L4 72ZM141 70H139L140 72H141ZM149 70H150V72H149ZM153 70V71H152ZM155 70V71H154ZM32 71V72H31ZM50 71V72H51ZM62 71H64V72H62ZM96 71V72H95ZM58 72V73H57ZM59 72H60V77H62V78H59V80H58V77H59ZM67 72H68V75H70V76H72V78L70 77V76H67ZM84 72H85V74H84ZM24 73V74H23ZM56 73V74H55ZM149 73H153V74H149ZM154 73H156V74H154ZM7 74H10V75H8L7 76ZM39 74V75H38ZM55 75V76H52V75ZM80 74H81V76H83L82 78H81V76H80ZM83 74V75H82ZM93 74V75H92ZM97 75L98 76V78H97V76H95V75ZM99 74V75H98ZM65 75H66V77H65ZM103 75V76H102ZM157 75V76H156ZM10 76V77H9ZM38 76H39V79H38ZM95 77V80H97V81H95V85H97V87H98V90L99 89H101L99 92L98 91H96L97 92V94H96V92H94V93H89L90 95H88L86 92H85V94L84 93H82L83 91H82V89L84 88H86V87H88V86H86V85H88L89 84V81L91 80V79H94V78H91V77ZM99 76H101V78H99ZM149 76H151V77H149ZM7 77V78H6ZM35 77V78H34ZM108 77V78H107ZM122 77H123V75H122ZM121 77V75L120 74H118L117 76H116V78H115V82H113V83H120V85H123L124 84V81L123 80H125L126 79V77H123L124 79L122 80V79H120V78H122ZM153 77V78H152ZM4 78V79H3ZM43 78V79H42ZM52 78V79H51ZM54 78H56L57 80H58V82H59V84H58V82H57V80H55ZM64 78V80L63 81H61L62 79ZM67 78V79H66ZM87 78V80H86V82L85 81H83L84 79H86ZM117 78H118V80H117ZM129 78V77H128ZM155 78V79H154ZM42 79V80H41ZM54 79V80H53ZM61 79V80H60ZM69 79H71V80H69ZM152 79V80H151ZM5 82H4V81ZM6 80H8L9 82H7ZM37 80V81H36ZM40 80V81H39ZM44 80V81H43ZM66 80H69V82L68 81H66ZM102 82H101V81ZM116 80H117V82H116ZM127 80V79H126ZM125 80V81H126ZM162 79H160L159 80V83H161V86L164 88V89H166L165 90V92H169V91H167V90H170V85H168V83L167 82H165V81H161ZM108 81V82H107ZM120 81H122V82H120ZM146 81V82H145ZM152 81V82H151ZM37 82V83H36ZM40 82H43L42 84L40 83ZM60 82H61V85H60ZM63 82H65V83H67V84H65V83H63ZM80 82H83V83H81L80 84ZM85 82V83H84ZM165 82V83H164ZM6 83V84H5ZM8 83V84H7ZM38 83H40L39 85H38ZM47 83H49V88H48V85H47ZM99 83V84H98ZM118 83V84H119ZM65 84V85H64ZM80 84V85H79ZM112 84V85H111ZM4 85V86H3ZM6 85V86H5ZM57 85V86H56ZM64 85V86H63ZM68 87H67V86ZM81 85H83V86H81ZM53 86H56V88H58V89H54V88H52ZM101 86V87H100ZM110 86V87H109ZM67 87V88H66ZM75 89V90H73V88ZM166 87H169V89H167ZM69 88V89H68ZM103 88V89H102ZM108 88V89H107ZM45 89V90H44ZM83 89V90H84ZM107 89V90H106ZM42 90V91H41ZM59 90H61L62 92H60ZM69 90H70V92H69ZM72 90L74 91L73 93H72ZM77 90H79V91H77ZM14 91H16L15 93H14ZM58 91V92H57ZM107 91V92H106ZM32 92V93H31ZM114 92V93H113ZM36 93H38V94H36ZM78 93H80V94H78L79 95V97L80 98H78L76 95ZM223 93H225V91L223 92ZM21 94V95H20ZM34 94V96H32ZM40 94V95H39ZM64 94H65V96H64ZM66 94H67V96H66ZM84 94V95H83ZM17 97H15V96ZM18 95V96H17ZM48 95V96H47ZM93 97H92V96ZM21 96V97H20ZM23 96V97H22ZM27 96H29V98L27 97ZM31 96L33 97V98H31ZM85 96H91V97H85ZM107 96V97H108ZM250 96V95H249ZM20 97V98H19ZM34 97L36 98V100L35 101H33L34 100ZM39 97V98H38ZM50 97V98H49ZM67 97V98H66ZM84 97V98H83ZM106 97V98H107ZM6 98V99H5ZM28 98V99H27ZM43 98H45V99H43ZM48 98V99H47ZM73 98V99H72ZM24 99H26V100H24ZM88 99V100H87ZM92 100V103H91V100ZM246 99H248L249 100V97H247L246 96ZM5 100H9V101H7V102H9V103H6L5 105H3L4 103L3 102H6ZM61 100H63V102L61 101ZM65 100H66V102H65ZM73 100H75V101H73ZM81 100V101H80ZM83 100V101H82ZM109 100H110V98L107 100L108 102H109ZM23 101H24V103H23ZM41 102V103H39V102ZM73 101V102H72ZM79 101L80 102H82V103H80V105H79ZM85 101H86V103H85ZM17 103L18 105L20 104V102H21V104L19 105V107L20 108H23V105L25 104V106H24V109H26V110H24V109H21V110H19L20 108L18 107V105L16 104L15 106H14V104H12V103ZM32 102H35V103H32ZM44 102V105H42V103ZM46 102V103H45ZM69 102V103H68ZM87 102H89V105L87 104ZM27 103H30V104H27ZM68 103V104H67ZM72 103V104H71ZM146 104L145 105H148L147 104V101L145 102ZM2 104V105H1ZM12 105V107H16V112H14V113H16V114H14L12 111H8V110H11V109H9L8 107H6V106H8V105ZM41 104V105H40ZM67 104V105H66ZM76 104H78V105H76ZM22 105V106H21ZM37 105H39V106H37ZM48 107H47V106ZM70 107H69V106ZM79 107V108H77V111H76V107ZM100 105V106H99ZM104 107H103V106ZM27 106V107H26ZM42 106V107H41ZM63 106H66V107H63ZM74 106V107H73ZM151 106V107H150ZM167 106V105H166ZM40 107V108H39ZM44 107H46V108H44ZM81 107V108H80ZM86 107V108H85ZM150 107V108H149ZM155 107V108H154ZM37 108H38V110L40 109V110H42V111H46V113L45 112H40V111H38L37 110ZM49 108V109H48ZM67 108V109H66ZM70 108H73V110L72 109H70ZM82 108H84V109H82ZM88 108V109H87ZM90 108V109H89ZM105 109V111L104 110H102V109ZM144 108H143V111H145L144 110ZM150 110H149V109ZM152 108V109H151ZM8 109V110H7ZM44 109V110H43ZM47 109V110H46ZM62 109H64L63 111H62ZM75 109V110H74ZM81 109V110H80ZM24 111V113H26V114H24L23 113V111ZM79 110V111H78ZM149 110V111H148ZM19 111V112H18ZM27 117V120L25 119L26 117L21 113V112ZM28 111V112H27ZM65 111H67V112H69V113H66ZM71 111H74L73 113L71 112ZM82 113H81V112ZM106 111H108V112H106ZM10 112H12V113H10ZM78 112V113H77ZM105 112H106V114L107 113H109V114H105ZM17 113H18V117H21V118H23V117H25L24 119H17L16 118V116H17ZM45 113V114H44ZM103 113H104V115H103ZM111 113V114H110ZM137 113H139V114H137ZM11 114V115H10ZM14 114V115H13ZM23 115V117H22V115ZM62 114V115H61ZM66 114V115H65ZM72 114H73V116H72ZM80 114V115H79ZM141 114H143V115H141ZM28 115H29V117H28ZM63 115H65L64 117H63ZM82 115V116H81ZM130 115V116H129ZM141 115V116H140ZM154 117H153V116ZM157 115H159V117L157 116ZM161 115V116H160ZM11 116V117H10ZM131 116H132V118H131ZM152 116V117H151ZM164 118H163V117ZM64 119H63V118ZM96 117V118H95ZM128 117V118H127ZM134 117V118H133ZM147 117V118H146ZM14 118V119H13ZM62 118V119H61ZM69 118V119H68ZM130 118V119H129ZM154 118V119H153ZM28 119H30V120H28ZM59 119V120H58ZM68 120V122H67V120ZM118 119V120H117ZM123 119V120H122ZM134 119H135V121H136V119H137V121L135 122L134 121ZM141 119V120H140ZM25 120V121H24ZM63 120V121H62ZM65 120V121H64ZM109 120H110V122H109ZM126 120V121H125ZM147 120V121H146ZM150 120V121H149ZM156 120V121H155ZM19 121V122H18ZM22 121V122H21ZM28 121H29V123H28ZM45 121H47L51 126H45L44 125V122ZM58 121V122H57ZM127 121H128V123H127ZM129 121L131 122L132 121V123H133V121L135 122V124H132V123H129ZM149 121V122H148ZM155 121V122H154ZM55 122H57V127L54 125V123ZM143 124H142V123ZM144 122H145V124H144ZM171 122V121H170ZM173 122H175V121H173ZM11 123H12V125H11ZM19 123V124H18ZM21 123H23V124H21ZM28 123V124H27ZM69 125H68V124ZM97 123V124H96ZM108 123V124H107ZM125 123V124H124ZM127 123V124H126ZM149 124V126H148V124ZM167 125H169V122H168V120H167ZM152 126H151V125ZM9 127H8V126ZM24 125V126H23ZM98 125V126H97ZM123 125H125L126 127H124ZM138 125H140V126H142V127H140V126H138ZM68 126V127H67ZM114 126V127H113ZM124 128H123V127ZM134 126H135V130L134 129H132V128H134ZM144 126V127H143ZM8 127V128H7ZM140 127V128H139ZM7 128V129H6ZM5 129H6V131H5ZM66 129H68V130H66ZM131 131H130V130ZM14 130H15V132H14ZM78 131V133L76 134V132ZM11 132H13L12 133V135H11ZM67 132H70V133H75V135H74V137L73 136H70ZM15 133V134H14ZM245 133V134H244ZM243 134L244 135H247V136H250V131L249 130H246L245 132H244ZM7 134H9V135H7ZM5 135H7V137L5 136ZM10 135H11V137H13V139L10 137ZM77 135V136H76ZM171 135V136H170ZM180 135V136H179ZM231 137H230V136ZM170 136V137H169ZM172 136L174 137V138H172ZM175 136H176V138H175ZM178 136H179V138H178ZM186 136V137H185ZM219 137L217 138V139H227V141H230V139L232 138V134H227V133H225V134H220V135H218ZM6 137V138H5ZM11 138V140H9L10 138ZM184 137V138H183ZM260 137H262L261 135H260ZM75 138V139H74ZM181 138H183V139H181ZM192 138V139H191ZM181 139V140H180ZM186 139V140H185ZM190 139V140H189ZM229 139V140H228ZM170 140H171V142H170ZM173 141H175V144H174V142ZM182 141H183V143H182ZM178 142H179V144H178ZM196 143H198V144H196ZM259 143V144H258ZM181 144V145H180ZM190 144V145H189ZM193 146H192V145ZM197 146H196V145ZM26 146H28V145H26ZM194 146H195V149H194ZM169 147V148H170ZM202 147V146H201ZM261 149H260V148ZM173 148H175V149H177V150H175V149H173ZM244 148V147H243ZM79 150H81V147H79L78 148ZM225 149V148H224ZM239 149V150H238ZM255 149V150H254ZM258 149V150H257ZM7 150H8V153H7ZM188 150V151H187ZM254 150V151H253ZM257 150V151H256ZM192 151V152H191ZM245 151V150H244ZM263 151V152H262ZM164 152H166V151H164ZM186 152H187V154H186ZM190 152V153H189ZM193 152H197V153H199L197 156H199L198 158H196L195 160H192L191 161V157H189L188 155H192V154H194ZM232 152V153H231ZM234 152V153H233ZM256 152V153H255ZM260 152V153H259ZM262 152V153H261ZM189 153V154H188ZM223 153V152H222ZM236 153L237 154H239V156L237 155L236 156ZM258 153H259V155H258ZM241 154V155H240ZM263 154V155H262ZM219 155V154H218ZM247 155H249L250 157H251V159H252V155H253V160H251L252 162H250V164H252L253 166H251V167H253L252 168V172H254V174H252V173H250V171H249V169L247 170V171H239V166L237 165L236 167L235 166H232V164H233V161L234 160H238V161H243L244 159H247L249 156H247ZM254 155H256V156H254ZM185 156H186V158H185ZM220 156V155H219ZM234 156V157H233ZM258 156H262V157H260L259 159H258ZM160 157H163L162 155L160 156ZM187 157L189 158V159H187ZM239 157V158H238ZM204 160H203V159ZM234 158V159H233ZM241 158V159H240ZM161 160H162V158H160ZM159 159V160H160ZM215 159H217V160H215ZM256 159H258V161H256L255 162V160ZM23 160H24V164H29V162H31V157L29 156V155H26L25 153H24V156H23ZM142 160V161H141ZM186 161V162H185ZM197 161V162H196ZM202 161V162H201ZM218 161V163H216ZM74 162L76 163V160H74V159H72L71 161L70 160H68V163H65V165H67V166H70V168H72L73 167V176L71 177V179H78V178H80V177H83V176H85V173H87V171H90L91 169H93V166H94V162L91 164H85V166H87L88 165V167L89 168H87V170L85 171V170H83V169H86V167H83V165H79V164H74ZM85 162V161H84ZM161 162V161H160ZM196 162V163H195ZM206 162V163H205ZM232 162V163H231ZM96 163V162H95ZM144 163V164H143ZM188 163H190V164H188ZM203 163V164H202ZM212 163H214V164H212ZM255 163V164H254ZM260 163V164H259ZM69 164V165H68ZM73 164V165H72ZM134 164V165H133ZM168 164V165H167ZM212 164V165H211ZM258 164V165H257ZM76 165H78V166H76ZM168 167H167V166ZM207 165V166H206ZM224 165V166H223ZM259 165H262V166H259ZM3 165H0V167H2ZM75 166H76V168L78 169V170H76V168H75ZM81 166V167H80ZM147 166V167H146ZM221 166V167H220ZM79 167V168H78ZM153 167V168H152ZM163 167V169L161 170V168ZM165 167V168H164ZM168 168V170H167V168ZM170 167V168H169ZM178 167V168H177ZM230 167V168H229ZM259 167V168H258ZM260 167H262V168H260ZM80 168L82 169L81 171H80ZM127 168V169H126ZM134 168V169H133ZM142 168V169H141ZM257 168V169H256ZM123 169V170H122ZM126 169V170H125ZM140 169H141V171H140ZM155 169V170H154ZM226 169V170H225ZM258 169L259 170H261V171H258ZM45 170V168H44V166L42 165V164H39L38 165V167L35 169V170H31V171H28V167L27 166H24L23 165V167H22V173L24 174L23 175V177L20 179V181L21 182H23V183H26V185H30L31 183H33L38 177H39V175L43 172ZM94 170H95V168H94ZM111 169H108L107 171H110ZM131 170V171H130ZM143 170H145L146 171V173L143 171ZM153 170V171H152ZM182 171V172H186L187 174L186 175H188V174H190V173H193V172H187V171ZM235 170V171H234ZM76 171H78V173H75ZM79 171H80V173H79ZM85 171V172H84ZM129 171V172H128ZM148 171V172H147ZM228 171V172H227ZM94 173H93V175H95V177H96V175L98 176V171L96 170V171H93ZM111 172H109V173H111ZM115 172H118V173H115ZM126 172V173H125ZM141 172H143V173H141ZM161 172V173H160ZM182 172H180V173H182ZM227 172V173H226ZM238 174H237V173ZM242 172V173H241ZM243 172H245V173H243ZM75 173V174H74ZM147 173H149V174H147ZM176 173H174V174H176ZM235 173L237 174V176H235ZM246 173H247V176H246ZM120 174V176L118 177V175ZM147 174V175H146ZM241 174V175H240ZM244 174V175H243ZM250 174V175H249ZM75 175V176H74ZM117 175V176H116ZM140 175V176H139ZM231 175V176H230ZM234 175V176H233ZM239 175V176H238ZM112 176H113V178H112ZM131 176H133V177H131ZM160 176V175H159ZM230 176V177H229ZM247 177V179H246V177ZM252 178H251V177ZM262 176V177H261ZM74 177V178H73ZM148 177V178H147ZM188 177V178H187ZM232 177H233V179H232ZM245 177V178H244ZM187 178V180H185ZM243 179L244 178V180H243V182L242 181H239L240 179ZM251 178V179H250ZM4 177H2V178H0V185L1 184H3L2 182L4 181ZM71 179L69 178L68 180H66L67 181V183H70L71 182ZM241 179V180H242ZM100 180H102V181H100ZM103 180H104V182H103ZM127 180V181H126ZM164 180V181H163ZM204 180H207V182L205 181V183H204ZM131 181V182H130ZM161 181V182H160ZM196 181V182H195ZM209 181H211L212 183H210ZM101 182V183H100ZM166 182V183H165ZM179 182V183H178ZM199 184H198V183ZM202 184H201V183ZM213 182H214V184H213ZM221 182V183H220ZM238 182H240L239 184H238ZM259 182H260V185H259ZM168 183H170V184H168ZM176 183H177V185H178V187H177V185H176ZM182 183H184L183 185H185V186H183L182 185ZM189 183V184H188ZM191 183V184H190ZM194 183V184H193ZM195 183H197V184H195ZM208 183V184H207ZM225 183H228V184H225ZM261 183H263V185L261 184ZM66 184V183H65ZM153 184V185H152ZM204 184V185H203ZM219 184V185H218ZM124 185H125V187H124ZM157 185H159V186H157ZM174 185V186H173ZM213 185V186H212ZM218 185V186H217ZM221 185V186H220ZM225 185V186H224ZM231 185V186H232ZM105 186V187H104ZM128 186V187H127ZM152 186V187H151ZM170 187V188H168V187ZM189 186H191V187H189ZM196 186V187H195ZM198 186H200V189H198L199 187ZM210 186V187H209ZM255 186H256V188H255ZM260 186V187H259ZM121 187H123V188H121ZM159 187V188H158ZM166 187V188H165ZM177 187V188H176ZM185 187H187V191H186V188ZM195 187V188H194ZM198 187V188H197ZM202 187H205V188H203L202 189ZM207 187H209V188H207ZM215 187V188H214ZM220 187H222V188H220ZM243 187V186H242ZM254 187V188H253ZM95 188H96V186H95ZM127 188V189H126ZM161 188V189H160ZM165 188V189H164ZM173 188L175 189V190H173ZM217 188V189H216ZM223 188H225V189H223ZM261 188H262V190H261ZM97 189V188H96ZM95 189V190H96ZM162 189H163V191H162ZM166 189H170L169 191H168V193H167V190ZM180 191H178V190ZM186 191V192H183L184 190ZM192 189V190H191ZM208 189H210V191H211V194H210V191L208 190ZM220 189H223V190H221L220 191ZM243 189V188H242ZM6 191H7V188L5 189ZM58 190V191H57ZM50 189V192L48 193V194H46L47 196H44V197H42L41 198V201L39 202V203H37L34 207H33V209L31 208V209H29L28 211H30L29 212V214L27 215V213H26V215L25 216H27L26 218L24 217L23 219H26V220H23V219H21V222L22 223H20V224H16V225H13L12 227L14 228L13 229V231H16V233H19V234H14L15 232H12V235L14 236V238H13V242L11 241L10 242V244H8V247L7 248H11V249H15V250H22L23 251V249H21V246L24 244V241L23 240H21V239H24L28 234H30L31 232L32 233H34V234H38V233H41V234H38V237L36 236V239L38 238V240L37 241H34L35 242V244L37 243V244H40L41 245V243L43 242L41 239L46 235V234H49V233H51L52 231H54V229H53V226L54 225H52V222H50V220H52V219H54V220H52V221H55V220H57V219H59L60 221H66V219H64V218H62V216L64 215V212H65V208L67 207V200L69 199V198H71V197H69V195L67 194V192H66V190H63V191H60L59 189ZM94 190V189H93ZM93 190H91V194L92 193H94V191ZM152 190L154 191V192H152ZM177 190V191H176ZM188 190H189V192H188ZM198 190V191H197ZM205 190V191H204ZM209 192H208V191ZM259 190V191H258ZM52 191V192H51ZM93 191V192H92ZM140 191V192H139ZM151 191V192H150ZM200 191H201V195L199 194L200 193ZM8 192V191H7ZM62 192H64V193H62ZM141 192H143V194L141 193ZM150 192V193H149ZM158 192V193H157ZM164 192V193H163ZM171 192V193H170ZM175 192H177V193H175ZM188 192V193H187ZM190 192H191V194H190ZM208 192V193H207ZM217 192V193H216ZM219 192V193H218ZM253 192V193H252ZM54 193H57L56 195L54 194ZM61 193H62V195L63 196H61ZM141 195H140V194ZM145 193H147L146 195H148V196H146L145 195ZM149 193V194H148ZM152 193V194H151ZM180 193V194H179ZM194 193H197V194H195L194 195ZM224 193V194H223ZM53 194V195H52ZM66 194V195H65ZM136 194V195H135ZM139 194V195H138ZM151 194V195H150ZM170 194V195H169ZM174 194H176V196L174 195ZM182 194V195H181ZM220 194V195H219ZM51 195H52V198H51ZM132 195V196H131ZM157 197H156V196ZM162 195L164 196V197H162ZM166 195V196H165ZM190 195V196H189ZM198 195H199V197H198ZM229 196H230V194H228ZM54 196V197H53ZM60 196V198L58 199L57 197H59ZM131 196V197H130ZM144 196H146V197H144ZM179 196H181V197H183V198H181V197H179ZM191 196H193V197H191ZM246 198H245V197ZM249 196V197H250ZM47 197H48V199H47ZM50 197V198H49ZM56 197V198H55ZM69 197V198H68ZM133 197V198H132ZM137 197V198H136ZM141 197V198H140ZM149 197V198H148ZM177 197H179V199L177 198ZM190 197V198H189ZM219 197H221V198H219ZM244 197V198H243ZM63 198H65V199H63ZM148 198V199H147ZM164 198V199H163ZM199 198V199H198ZM243 198V200H241ZM43 199V200H42ZM125 199V200H124ZM136 200V202L137 201H140L141 199V202H140V204H139V202L138 203H136L135 202V200ZM184 199V200H183ZM195 199V200H194ZM240 199V200H239ZM254 199V198H253ZM261 199H263V200H261ZM45 200V202H43ZM55 200V201H54ZM63 200V201H62ZM123 200V201H122ZM132 200H134V201H132ZM146 202H145V201ZM170 200V201H169ZM186 200V201H185ZM190 200H192V201H190ZM199 202H201L202 204H200V203H198V201ZM217 200V201H218ZM156 201V202H155ZM173 201V202H172ZM174 201H175V203H174ZM189 201V202H188ZM218 201V202H219ZM49 202V203H48ZM52 202H53V204H52ZM127 202H129V204L127 203ZM132 202H134L135 204H137L136 205V207H135V205L134 206H130V203H132ZM142 202H145V204H143ZM155 204H154V203ZM172 202V203H171ZM180 202V203H179ZM260 202V203H259ZM5 203V202H4ZM3 202H0V225H1V223L2 222H4V221H6V218L7 217H11V214H12V212H11V214H9L8 215V211H7V209H6V207L7 206H5V204H4ZM42 203V204H41ZM46 203H48V204H46ZM51 203V204H50ZM55 203H56V205H55ZM166 203V204H165ZM191 203V204H190ZM208 203V204H207ZM261 203H262V206H261ZM28 204H30V203H28ZM40 204V205H39ZM50 204V205H49ZM65 204V205H64ZM126 204H128V206H126ZM148 204V205H147ZM153 204V205H152ZM260 204V205H259ZM37 205H39L38 207H37ZM48 205V206H47ZM119 205V204H118ZM140 205V206H139ZM145 207H144V206ZM147 205V206H146ZM150 205V206H149ZM226 205V204H225ZM257 205V206H256ZM50 206H52L53 208H56V206H57V208L55 209V211H54V209L52 208V207H50ZM66 206V207H65ZM205 206V207H204ZM221 206V204L219 203L218 204V208ZM232 206H234V207H232ZM3 209H2V208ZM130 207V208H129ZM138 207H139V209H138ZM178 207V208H177ZM253 207V208H252ZM254 207L257 209H254ZM51 210H50V209ZM140 208H141V210H140ZM146 208H147V210H146ZM234 208H236V209H234ZM260 208V209H259ZM261 208H262V210H261ZM48 209V210H47ZM53 209V210H52ZM89 209V208H88ZM126 209H128V210H126ZM132 209H133V211L134 210H136L135 212H133L132 211ZM230 209V210H229ZM253 209V210H252ZM7 212H6V211ZM140 211V212H138V211ZM155 208H154V210H152V211H157ZM173 210V211H172ZM179 210V211H178ZM233 210H235V211H233ZM33 211V212H32ZM55 213H54V212ZM59 211V213L57 214V212ZM151 211V218L154 216V214H153V212ZM219 211V210H218ZM224 211V212H223ZM230 211V212H229ZM232 211H233V213H235L234 215H232L233 213H232ZM242 211V212H241ZM251 211V212H250ZM260 211V212H259ZM263 211V212H262ZM6 212V213H5ZM52 212H53V214H52ZM63 212V213H62ZM86 212H88L89 213V211L87 210V209H83V210H81L80 211V215H82V216H89L88 218H89V220L90 219H93V221L92 220H90V224L89 225H87V226H89V228H87V229H85L84 230V232H85V234H84V236H85V238H83V239H79V238H75L74 239V241H76L77 240V246H73V245H71V246H69L68 247V251L69 252H72L71 254H72V256H73V258L75 259L76 258V261H74L73 262V260H72V262L70 263V264H78V262H79V264H92V262H93V264H97V262H98V256H93V255H90V252H88L87 251V249L86 248H88V246H89V244H87V243H89V240H87L89 237H90V235H89V233L88 234H86L89 230H91V228L94 226V223L96 224V222H98V219H97V217L95 216H90L88 213L86 214ZM173 212V213H172ZM238 212H240V213H238ZM256 212H259L260 214H262V216L259 214V213H257V215H258V217H257V215H256ZM10 213V212H9ZM34 213V214H33ZM49 213H51V215L49 214ZM131 213H133V214H131ZM136 213H138V214H136ZM229 213H230V215H229ZM7 216H6V215ZM153 214V215H152ZM171 214V215H170ZM172 214H173V216H172ZM176 214V215H175ZM228 214V215H227ZM237 214V215H236ZM31 215V216H30ZM54 215V216H53ZM62 215V216H61ZM180 215V216H179ZM240 215V216H239ZM252 215V214H251ZM226 216V217H225ZM239 216V217H238ZM29 217H32V218H29ZM54 217V218H53ZM91 217H93V218H91ZM171 217H173V218H171ZM235 217V218H234ZM241 217V218H240ZM154 219H156V216H154L153 217ZM234 218V219H233ZM172 219V220H171ZM229 219V220H230ZM4 220V221H3ZM100 220V219H99ZM130 220H128L127 219V222H129ZM170 220V221H169ZM263 222H262V221ZM27 221V222H26ZM39 221V222H38ZM92 221V222H91ZM102 222H98V224H100V225H102V224H104L105 222H104V220H101ZM180 221H181V223H180ZM254 221V222H255ZM35 222V223H34ZM157 222H159V221H157ZM156 222V226H157V223ZM47 223H48V225H49V223H50V225H51V227H49L48 225H47ZM93 223V224H92ZM168 223V224H167ZM172 226H171V225ZM175 224H178L179 226H181V228H180V230H178V233H177V231L175 232V230H177V229H175L176 227H177V225L175 226ZM180 224H182V225H180ZM243 224V225H244ZM23 225H25V228H24V226ZM27 225V226H26ZM185 225V226H184ZM19 226V227H18ZM23 226V227H22ZM36 226V227H35ZM39 226H41V227H39ZM171 226V227H170ZM174 226V228H172ZM261 226V227H260ZM17 227V228H16ZM22 227V229H20ZM24 228V229H23ZM36 228H38L37 230H36ZM183 228V229H182ZM238 228V227H237ZM237 228H231L230 230L228 229V230H224L225 231V236H229L228 238H230L229 240H231V241H233L234 239H237L238 237V239L237 240H239L240 239V236H235L234 234H232V231L234 232H237L236 230H238ZM259 228V229H258ZM0 229H1V226H0ZM17 229V230H16ZM167 229H168V231H167ZM170 229V230H169ZM175 229V230H174ZM182 229V230H181ZM21 231V232H20ZM22 231H23V233H22ZM56 231V230H55ZM164 231H165V233H164ZM180 231V232H179ZM49 232V233H48ZM171 233L170 235H172L171 237H170V235L168 236V235H166L165 236V234H168V233ZM230 232V233H229ZM55 233V232H54ZM59 233V232H58ZM161 233V234H160ZM164 233V234H163ZM174 233V234H173ZM20 234L22 235V234H24L23 236H20ZM27 234V235H26ZM228 234V235H227ZM254 234V235H253ZM41 235V236H40ZM261 236V237H258V236ZM88 236V237H87ZM163 236V237H162ZM165 236V237H164ZM175 236V237H174ZM231 236V237H230ZM20 237V238H19ZM22 237V238H21ZM174 237V238H173ZM235 237V238H234ZM228 238H227V240H228ZM253 238V239H252ZM256 238H261V240L259 239H256ZM86 239V240H85ZM233 239V240H232ZM242 239H244V237H241V239H240V242L242 241ZM249 239H250V241H249ZM15 240V241H14ZM19 240H20V242H19ZM31 240H32V238H31ZM41 240V241H40ZM83 241V242H82ZM86 241V242H85ZM19 242V243H18ZM28 242H30V243H33L34 244V242L33 241H28ZM27 241H26V243H28ZM154 242V247L155 246H158V247H160L158 244H156ZM244 242V241H243ZM250 242V243H249ZM84 243V245H85V243H86V246L83 248V246H82V244ZM256 243H258V244H256ZM261 243V244H260ZM172 244V245H171ZM175 244V246H173ZM254 244H256V248H255V245ZM13 245H14V247H13ZM16 245H17V247H16ZM176 245H179V246H176ZM240 245V246H239ZM248 245H252V246H248ZM258 245H261L262 247H258ZM263 245H264V243H263ZM20 246V247H19ZM6 247V246H5ZM72 247H74V248H72ZM179 247V248H178ZM184 247V246H183ZM250 247H252V248H250ZM259 249H258V248ZM71 248V249H70ZM170 248H169V250H170ZM178 248V249H177ZM181 248V249H180ZM229 248V249H230ZM73 249V250H72ZM85 249H86V251H85ZM179 249H180V252H179ZM245 249V250H244ZM254 250V252L252 251L251 253H252V256H250L249 254H247V252L249 251V250ZM256 249V250H255ZM262 249V250H261ZM243 250H244V252H243ZM247 250V251H246ZM3 251V250H2ZM25 251V250H24ZM85 251V252H84ZM234 251V252H235ZM242 251V252H241ZM257 253H256V252ZM258 251L260 252V253H258ZM3 252H6V251H3ZM88 252V253H87ZM219 252V256L221 255V253H223L224 251L223 250H219L218 251ZM246 252V253H245ZM250 252V251H249ZM77 253V254H76ZM130 254H131V252H129ZM135 253V252H134ZM21 254H24V252H22ZM75 254V255H74ZM81 254V255H80ZM85 254V255H84ZM239 254H240V257H238L239 256ZM242 254H245V255H242ZM256 254V255H255ZM261 256H260V255ZM88 255V256H87ZM137 255H140V257L143 255V256H145V255H147V253H146V251L145 252H143V254L141 253V254H137ZM152 254H148L147 255V257H145L146 258V261H148V264L150 263V261L152 260V257H153V255L151 256ZM248 255H249V258H248ZM79 256V257H78ZM86 256V257H85ZM135 256V255H134ZM148 256L151 258V260H149V258H148ZM246 256V257H245ZM260 256V257H259ZM82 257V258H81ZM92 259H91V258ZM139 257V256H138ZM244 257V261H243V259L242 258ZM251 257H253L254 258V260H251L252 258ZM257 257V258H256ZM259 257V258H258ZM96 258V259H95ZM130 258H132L131 257V255H130ZM129 258V259H130ZM148 258V259H147ZM248 258V259H247ZM25 259V258H24ZM81 259V261L83 260V263H80V260ZM89 259H91L90 260V262L88 261ZM129 259L127 260H125V263L126 262H129ZM169 259H170V261H169ZM173 258H171V256H170V254H169V256H166L165 258H164V260L163 261H161L159 264H167V262H168V264H176V262L173 260V261H171ZM219 259V261L221 262H218L217 260ZM223 259V260H222ZM236 259V260H235ZM239 259H241L243 262H241V260H239ZM255 259H256V261H255ZM214 261V263H213V261ZM224 260H226V261H228L227 259H225V258H220V257H216V259H211V260H209V264H223V263H226V261L224 262ZM238 260V261H237ZM246 261V262H245ZM95 262V263H94ZM165 262V263H164ZM216 262V263H215ZM232 262V261H231ZM240 262V263H239ZM59 263V261L57 262V264ZM152 264H157V262L155 261L154 263H152Z\"/></svg>",
    "mask_w": 264,
    "mask_h": 264
}]
</instances>
